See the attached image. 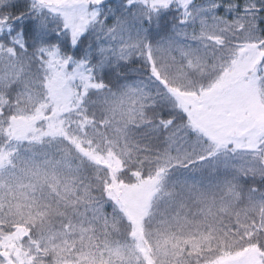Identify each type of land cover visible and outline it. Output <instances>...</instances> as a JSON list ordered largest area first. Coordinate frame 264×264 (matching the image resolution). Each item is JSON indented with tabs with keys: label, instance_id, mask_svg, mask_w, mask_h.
Masks as SVG:
<instances>
[{
	"label": "snow or ice",
	"instance_id": "snow-or-ice-1",
	"mask_svg": "<svg viewBox=\"0 0 264 264\" xmlns=\"http://www.w3.org/2000/svg\"><path fill=\"white\" fill-rule=\"evenodd\" d=\"M0 264H264V0H0Z\"/></svg>",
	"mask_w": 264,
	"mask_h": 264
}]
</instances>
